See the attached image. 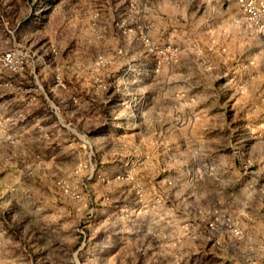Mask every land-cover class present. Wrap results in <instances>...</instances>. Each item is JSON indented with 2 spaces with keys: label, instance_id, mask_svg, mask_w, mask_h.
<instances>
[{
  "label": "rangeland",
  "instance_id": "1",
  "mask_svg": "<svg viewBox=\"0 0 264 264\" xmlns=\"http://www.w3.org/2000/svg\"><path fill=\"white\" fill-rule=\"evenodd\" d=\"M240 17L0 0V264H264V43Z\"/></svg>",
  "mask_w": 264,
  "mask_h": 264
},
{
  "label": "built area",
  "instance_id": "2",
  "mask_svg": "<svg viewBox=\"0 0 264 264\" xmlns=\"http://www.w3.org/2000/svg\"><path fill=\"white\" fill-rule=\"evenodd\" d=\"M154 0H126L127 7L134 9H150ZM163 1V0H156ZM226 2H234L241 15L240 23L249 32L259 36L264 43V0H225ZM5 60H11V54L6 53Z\"/></svg>",
  "mask_w": 264,
  "mask_h": 264
}]
</instances>
